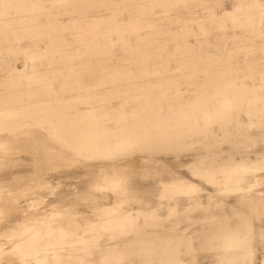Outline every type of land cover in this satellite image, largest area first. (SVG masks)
Listing matches in <instances>:
<instances>
[{
  "label": "rangeland",
  "instance_id": "rangeland-1",
  "mask_svg": "<svg viewBox=\"0 0 264 264\" xmlns=\"http://www.w3.org/2000/svg\"><path fill=\"white\" fill-rule=\"evenodd\" d=\"M28 1L26 5H18L16 10L24 9L23 14L29 18L15 17V23L33 21L45 23L47 18L51 20L56 18V26L50 35L37 30L20 39L9 29L4 28V24L0 22V57L5 61L3 66L10 64L11 69L13 65L21 64L22 59L17 54L20 46L34 50L47 44L49 55L58 62L61 57L60 53L55 51L57 46L65 45L71 50L78 49L82 53L75 56L73 61V70L79 80L77 83L69 77V70L62 64L52 71L53 69L47 67L48 59L42 58L41 70L54 79L53 93L67 98L71 95L70 87L76 85L81 97L88 99L83 101L84 103L95 104L99 110L110 105L112 107L107 111L118 107L125 110L126 116L123 123H133L129 112L132 109L139 110L144 105H152L153 99H157V103L164 111L171 107L174 113L171 111L170 114L178 121L182 118L180 100L190 98L194 93L203 96L208 110H215L219 106V100L214 95H210L216 89L212 79L217 75L221 76L219 81L221 87L228 81H233L234 85L244 82L248 93L254 91L264 96V17L260 18L259 31H252L237 23L228 24L223 30L218 26L208 28L204 33L198 22L199 18L204 17L209 10L220 15L223 9H230L236 2L246 3L248 0H157L156 2L146 0L142 3L134 0H105L104 4H96L93 0H74L82 4L81 10L73 6V0ZM261 1L264 2V0ZM98 17H113V27L108 28L103 23H96V26L89 30L87 25ZM127 21H130L134 27L126 31L128 43H124L119 38L115 23ZM61 22H68V25H62ZM183 23L189 24L191 29L187 36L190 47L183 57H179L175 56L173 51L182 43L180 28ZM78 26L87 27V32L83 31L81 37L77 33ZM151 29L155 31L156 41L164 44L163 49L155 43L142 45L137 42ZM57 33L61 35L58 36ZM39 36L44 37L39 38ZM48 37L51 38L50 42H46ZM91 40L102 42L105 51L102 53L97 51L96 55L88 60L86 51L94 44ZM141 51L147 54L145 63L138 60ZM164 62L165 65L162 64ZM9 70L0 69V81L5 83L0 87L2 97L0 102L6 99L14 103V108L17 110V104H19L17 94L12 93L8 87L21 91L34 89V87H27L24 82L20 85L15 76L8 75ZM113 71L122 72L125 75L124 81L113 80L111 75ZM110 89L117 91L111 92ZM32 102L35 101L32 100ZM182 107L187 110V113L194 114L204 128L198 134L186 133L185 140L191 142L190 147L186 149H173L163 154L148 155L135 145L119 157L110 145L114 143L112 138L109 145L115 162L126 165L123 183L127 186L130 195L129 197L128 193L125 194L129 198L123 202V209L114 216L120 217L128 208L140 206L148 210L156 207L157 212L164 217L159 222L170 227L177 218H166L165 214L171 206H176L181 212L189 205L192 209L189 213L190 218L195 221L190 222L188 227H185V222H180L176 227L177 230L191 233L196 226L200 227L203 224V220L200 219H206L209 216L218 218L235 209H245L233 190L244 188L251 180H259L261 187L258 189L261 190V195L264 194L262 130L257 126H245L249 129L247 134L253 136L251 140L248 135L238 134V128L243 125L237 124L240 121L247 123V111L251 118H255L256 113L263 110L261 118H264V99L242 100L235 106L230 120L217 124H204L199 107L188 105ZM18 111L20 112V108ZM144 111L146 114L149 113L148 109ZM106 119L107 126H117L112 112ZM28 120L21 121V129L18 128L16 133V136H25L18 138L10 148H0V187L4 186L0 188V248L6 252L3 255L5 257L1 259L4 260L2 263H6L5 260H15L10 250H12V244L19 240L17 228H14L16 232L10 240L6 236L8 232L2 231V224L8 220L6 218L7 201H4L6 197H10L12 201L19 199L18 208L31 209L27 214L26 222L32 227H36L33 217L48 216L53 208L62 211L67 207L76 213L84 211L86 213L83 215L77 214L78 222L75 227L78 229L88 227L89 222L92 221V224H96L91 231L93 236H98L97 238L104 242L108 241L110 230L101 229V225H105L112 214L110 216L99 214L95 206L103 203L117 206L113 194L104 195L91 187L92 182L95 181L94 177L96 178L100 166L105 164V161L100 158L89 161L78 159L70 149L49 137L43 127L45 124L37 126L36 123L33 124L34 122L28 123ZM154 121L145 119V125L150 126ZM174 125L167 126L164 132L175 134L177 126ZM230 134H234L231 138L237 143L242 141L244 145L231 144L228 141ZM1 139H4L3 134L0 135V141ZM1 146L4 145L1 144ZM201 154H208L211 157H208L196 171L191 169L189 171L185 164L196 161L195 158ZM98 155L96 154L97 157ZM142 157H147L150 164L141 163ZM241 159L248 165L251 164L250 160L258 159V169L240 171L238 163ZM145 167L146 170L143 171ZM157 169L159 172L156 171ZM207 169H210L212 173H205ZM34 179L36 182L31 181ZM181 181H190L198 189L184 193L177 183ZM252 193L255 195L256 190ZM160 194L163 195L161 199L158 198ZM34 197L38 198L35 204H33ZM119 198L123 200V197ZM140 198L143 199L139 201ZM196 205L202 207L194 209ZM252 214V220L255 221L254 217H257V213ZM14 218L24 219L19 214ZM260 220L264 221V215L260 217ZM139 222L144 231L151 228L143 223V217H139ZM231 223L233 224L234 220ZM214 229L215 227L211 228L209 232L212 233ZM75 238L68 241L67 249H70L72 244H77ZM201 239L204 240L205 237L193 239L192 250H183L182 246L181 264H217L218 244L216 243L215 246L207 245L205 242L201 244ZM61 244L65 245L64 242ZM255 244L258 245L257 240ZM257 247L258 255L253 264H259L264 256L263 246ZM29 262L34 263V260ZM154 262L155 260H143L139 263L154 264ZM244 264L250 263L245 261Z\"/></svg>",
  "mask_w": 264,
  "mask_h": 264
},
{
  "label": "bare ground",
  "instance_id": "bare-ground-1",
  "mask_svg": "<svg viewBox=\"0 0 264 264\" xmlns=\"http://www.w3.org/2000/svg\"><path fill=\"white\" fill-rule=\"evenodd\" d=\"M134 1L142 3L146 0ZM151 1L156 2L157 0ZM28 2V0H0V22L4 24V28L9 29L20 39L26 34H31L37 30L46 35L52 34V29L56 26V18L52 20L47 18L45 23H38V21L22 24L14 22L16 21L15 17L17 19L29 18L23 14L24 9L21 11L16 10L18 5H26ZM72 2L73 6L78 8V10L83 7L80 2L76 3L74 0ZM93 2L104 4L105 0H93ZM262 17H264V2L261 0H248L246 3L236 2L230 9H223L220 15H216L209 10L204 17L199 18L198 22L200 29L204 33L207 32L208 28L218 26L219 29L223 30L228 24L235 25L237 23L246 26L252 31H259L260 18ZM113 21V17H98L91 24H88L87 27L91 30L90 28L95 27L96 23H103L108 28H112ZM61 24L68 25V22H61ZM115 25L118 29L119 38L124 43H128L125 33L128 28H133L134 25L130 21L126 23L116 22ZM85 27L78 26L77 33L80 37L83 31L87 32V27ZM190 31L189 24L183 23L180 28L182 43L173 51L175 56L183 57L188 51L190 46L187 36ZM57 35L59 36L61 33H57ZM48 41L50 42L51 38L48 37L46 42ZM91 42L94 44L89 46L86 51L88 60L92 59L97 51L101 53L105 51V46L102 42L96 40H91ZM137 42L142 45L155 43L162 49L164 48V44L156 41L155 31L152 29L141 36ZM55 51L60 53L61 59L59 62L49 55L50 51L47 44L34 50L26 46H20L17 49V54H19L22 62L21 64L13 65L11 69L10 64L3 66L5 61L0 57V69H10L8 75L15 76L20 85L24 82L27 87H34V89L29 88L25 91L8 87L12 93L15 92L17 94L16 98L19 100V104H17L18 108L16 110L14 103L6 99L0 102V135H4V139L0 141L4 146L0 144V148H10L18 138L25 136H16V133L18 128L21 129V121L30 119L28 123L34 122L33 124L36 123L37 126L45 124L43 127L49 137L70 149L78 159L89 161L94 158H100L105 161L106 163L100 166L96 178L94 177L95 181L92 182L91 187L99 190L104 195L111 193L115 196L114 200L117 201V206L114 207L106 203L95 206L99 210V214L109 216L112 214L105 225H101V229L110 230V234L107 242L97 238L98 236L94 237L91 231L96 224H92V221L89 222L88 227L78 229L75 227L78 222L77 214L83 215L86 212H72L67 207L62 211L53 208L48 216L43 215L42 218L33 217L34 221H36V227H32L26 222L27 214H29L31 209L18 208L19 199L12 201L10 197H6L8 199L5 198L4 201H7L6 218L8 220L2 224V231L8 232L6 236L10 240L15 235V229L17 228L19 231V242L12 244V250H10L15 256V260H5L6 263H2L4 260H1L5 257L3 255L6 252H3L0 248V264H140L139 262L143 260H155L154 264H181L182 246L183 250H192L194 248L192 245L193 239L203 236L205 239H201V244L204 242L210 246L218 244L217 264H244L245 261L253 264L254 259L258 255L257 246H263L264 250V221L260 220V217L264 215V194H260L261 190L258 188L261 187V183L258 179L251 180L244 188L233 190L238 195V200L244 205L245 209L238 208L218 218L209 216V218L200 219L201 221L203 220V224L200 227L196 226L191 233L177 230L176 227L180 222H185V227H188L190 222L195 221L190 218L189 213L192 209L189 205L181 212L177 210L176 206H171L165 216L166 218H177L170 224V227L159 222L164 217L157 212L156 207L148 210L140 206L128 208L120 217H116L114 214H118L119 210L123 209V202H126L130 195L127 186L123 183L126 165L125 163L115 162L110 145L116 150V156L119 157L123 156L127 149L135 145L148 155L163 154L173 149H186L191 144L190 141L185 140L186 133L198 134L204 128L197 121L194 114L187 113V110L183 109V105L199 107L200 116L204 124H217L230 120L235 106L242 100H263L264 96L254 91H249L248 93L244 82L234 85L233 81H228L221 87L219 84L221 76L217 75L212 79L216 89L210 95H214L219 100V106L215 110H208L203 96L194 93L190 98L182 99L178 97L182 99L180 100L182 102L180 109L182 118L178 119V121L173 119L170 114L174 113L171 107L164 111L157 103V99H153L152 105H144L143 108L141 107L142 109H132L129 112L133 123H123V119L126 116L125 110L118 107L112 109V111H107V109L112 107L111 105L99 110L95 104L84 103L83 101L88 99L81 97L76 85L70 87L71 95L67 98L53 93L52 81L54 79L41 70L40 62H42V58L46 57L48 59L47 67L53 69L52 71L59 64H62L69 70V77L76 81L74 83H77L79 80L73 70V61L77 55L82 53L78 49H68L65 45L57 46ZM138 60L143 63L147 62L146 52L141 51L138 55ZM162 64L165 65V62ZM111 75L113 80L124 81L125 75L122 72L113 71ZM4 84L0 81V87ZM110 91L116 92L117 90L110 89ZM32 100L35 102L33 103ZM19 108L20 112L18 111ZM145 109L149 110L148 114L145 113ZM110 112L116 118L117 126L115 127L106 125V118ZM246 114L248 115L247 123L241 121L237 123L240 126L243 125V127L238 128V134H242L241 136L248 135L249 129H246L245 126H257L262 130V136L264 137V118H261L263 117V110L257 112L255 118H251L248 111ZM145 119L147 121H154L155 119V121L152 124L149 123L151 124L150 126H146ZM173 124L177 126L175 134L164 132L167 126ZM233 135L230 134L228 141L231 144L235 143V145L243 146L244 142L239 141L237 143L231 138ZM112 138L114 143L110 144ZM248 138L253 140L252 135H248ZM96 154L100 155L97 157ZM147 157H142L141 163L150 164L148 159L150 157ZM208 157L211 156L208 154L198 155L195 158L196 161L185 164V167L189 171L190 169L196 171ZM262 162H264V155L262 156ZM250 163L248 165L246 161L241 159L238 163L240 171L258 169V159H255V161L250 160ZM145 170L146 167L143 171ZM156 171L159 172V169ZM206 171L205 173L207 174L212 173L210 169ZM225 172L227 173L228 171ZM193 174L195 175V173ZM31 181L36 182L35 179ZM177 183L184 193L194 192L198 189L190 181ZM37 185L41 186L42 184ZM254 190H256L255 195L252 193ZM127 193L129 197L125 196ZM119 197H123V200ZM162 197V194L158 196L159 199ZM37 199V197L33 198V204H35ZM142 199L140 198L139 201ZM199 207L202 206L196 205L194 209ZM203 210H206V208H203ZM252 213H257V217H254L255 221L252 220ZM17 214L24 217V219L14 218ZM139 217H143V223L147 227H151L149 230L144 231L142 229ZM232 220H234L233 224L231 223ZM213 227L215 229L210 233L209 230ZM73 237H76L77 244H72L71 248L67 249L69 247L68 241ZM256 240L258 245L255 244ZM63 242L65 243L64 246L61 244ZM30 260H34V263L29 262ZM259 264H264V256Z\"/></svg>",
  "mask_w": 264,
  "mask_h": 264
}]
</instances>
